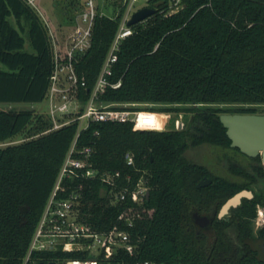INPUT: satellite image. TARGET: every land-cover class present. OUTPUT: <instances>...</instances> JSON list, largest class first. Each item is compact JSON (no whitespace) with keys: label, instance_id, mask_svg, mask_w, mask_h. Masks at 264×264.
<instances>
[{"label":"trees","instance_id":"16d2710c","mask_svg":"<svg viewBox=\"0 0 264 264\" xmlns=\"http://www.w3.org/2000/svg\"><path fill=\"white\" fill-rule=\"evenodd\" d=\"M171 2L148 0L146 6L156 12L122 43L111 76L122 83L103 98L158 104L147 107L155 111H188L186 126L143 130L106 121L93 123L79 140L80 147L94 144L98 168L120 169L133 182L144 174L149 199L142 205L130 199L112 203L99 180L67 179L66 186L70 191L82 185L83 218L98 230L127 227L122 215L136 212L129 229L137 253L125 254L128 259L264 264V226L254 228L257 208L264 205V163L260 155L232 147L220 120L225 112L257 113L264 104V0H181L182 7L166 16ZM118 26V19L96 20L93 45L78 64L90 87ZM24 32L34 51L25 48ZM0 62L9 68L0 69V101L45 100L53 70L50 35L26 0H0ZM51 127L52 120L34 109L0 110V264H21L77 132L76 123L44 132ZM17 135L24 140L8 143ZM204 145L221 149L231 175L189 156L191 148ZM206 178L211 182L198 186ZM243 188L253 189L255 197L219 217L225 201ZM195 211L213 217V223L200 228ZM81 256L87 255L59 250L34 255L35 264Z\"/></svg>","mask_w":264,"mask_h":264},{"label":"built area","instance_id":"2783aa9c","mask_svg":"<svg viewBox=\"0 0 264 264\" xmlns=\"http://www.w3.org/2000/svg\"><path fill=\"white\" fill-rule=\"evenodd\" d=\"M26 1L44 20L52 46L53 70L45 98L52 127L44 132L71 123L77 124V132L21 264H35V253L47 250L87 255L56 261L58 264H165L150 258L131 260L125 257V254L131 256L137 253L129 229L134 226L136 212L130 210L122 215L127 227L98 230L83 218L82 185L70 191L66 186L67 179L99 180L103 183V194L107 195L108 192L112 203L125 204L130 199L142 205L147 199L150 187L144 174L133 182L132 174H124L120 169L102 170L93 162L94 144L79 146L82 132L93 123L119 121L131 122L135 129H169L165 126L171 118L169 115L166 117L165 113L141 108L138 102L107 101L103 98L109 87H119L122 83L121 79L111 80V76L122 43L135 32L137 23L129 25L128 21L141 8L138 7L140 0H103V4L99 0H82V7L70 19L69 25L59 29L54 28L45 17L38 0ZM181 7V0H172L164 15L173 14ZM99 16L118 19L119 26L96 80L90 87L86 76L79 73L78 64L93 45ZM94 135H99V130L96 129ZM126 158L129 165L135 163L133 154L128 153ZM257 220L264 225L259 215Z\"/></svg>","mask_w":264,"mask_h":264},{"label":"rangeland","instance_id":"374dc122","mask_svg":"<svg viewBox=\"0 0 264 264\" xmlns=\"http://www.w3.org/2000/svg\"><path fill=\"white\" fill-rule=\"evenodd\" d=\"M82 0H38V4L45 15V17L51 22L54 28H62L69 25L70 19L80 10L82 7ZM101 4H103V0H99ZM148 3V0H140L138 2V7H144ZM15 22V20L13 19ZM26 37V45L25 48L29 51H34L33 47L30 44V41L27 37V34L24 32ZM0 69L8 70V66L0 62ZM143 107H156L159 106L158 104L153 103H140ZM258 112L257 113H264V104L258 105ZM9 109H34L37 113H42L47 116V112L49 110L48 103L46 100L41 102H7V101H0V110H9ZM161 113H165L166 117L169 115L170 120L165 127L169 129H176V128H183L186 126V123L189 121V118L192 114L188 111H157ZM24 140L23 135H17L14 138L10 139L8 143H17ZM7 144V143H6ZM5 145V144H3ZM200 155H208L205 158V164H208L213 168L215 171L224 174V175H231L225 166L226 157L222 151H217V155H213L212 147L208 145L201 146V148H191L188 151L189 156L196 158L197 160H202ZM211 155V156H209ZM259 209V208H257ZM257 215L255 218L254 228L258 230L261 226L259 221L257 220ZM231 233L234 237H236L237 232L235 229L231 230Z\"/></svg>","mask_w":264,"mask_h":264},{"label":"water","instance_id":"95a60500","mask_svg":"<svg viewBox=\"0 0 264 264\" xmlns=\"http://www.w3.org/2000/svg\"><path fill=\"white\" fill-rule=\"evenodd\" d=\"M156 12L154 7L144 6L134 12L132 18L128 21L129 25L136 24ZM220 120L227 128V135L231 140V146L238 148L242 153L256 157L261 156L264 161V113H222ZM211 178H206L198 183V186H205L211 182ZM252 191L241 190L232 197L228 198L222 205L218 216L224 217L232 207H237L244 196L251 197ZM150 197V191L147 198ZM194 220L201 226H210L213 222L212 217L200 215L194 216ZM261 252L264 257V244L261 246ZM40 264H58L56 261L41 262Z\"/></svg>","mask_w":264,"mask_h":264},{"label":"flooded vegetation","instance_id":"af4514ba","mask_svg":"<svg viewBox=\"0 0 264 264\" xmlns=\"http://www.w3.org/2000/svg\"><path fill=\"white\" fill-rule=\"evenodd\" d=\"M199 148H201V147H199ZM220 150H221V149H218V148H212V153H213V155H217V151H220ZM198 153H199V155H200V151H199ZM206 156H208V155H204V154L200 155V157H202V160H198V161H200V162H202V163L206 162V161H205V159H206L205 157H206ZM209 156H211V155H209ZM238 158H239L241 161H244V160H246V159L248 160V158H243L242 156H239ZM261 159H262V157H261ZM262 162L264 163L263 159H262ZM241 190H249V191H252V193H253V195H252L251 197L244 196V197L242 198V201H243L244 198L252 199V198L255 197V191H254L253 189L243 188V189H241ZM241 190H240V191H241ZM240 191H238V192H240ZM238 192H236V193H238ZM236 193H235V194H236ZM235 194H233V195H235ZM233 195H232V196H233ZM232 196H231V197H232ZM229 198H230V197H229ZM241 203H242V202H241ZM241 203H240V204H241ZM240 204H239V205H240ZM239 205H238V206H239ZM259 206L261 207L260 210H261L262 208H264V205H259ZM259 206H258V208H259ZM221 207H222V206H221ZM232 208H233V207H232ZM232 208H231V209H232ZM220 209H221V208H220ZM220 209H219V211H220ZM231 209H230V211H229L228 214L231 213ZM257 210H258V209H257ZM260 210H259V213H260ZM219 211H218V213H219ZM218 213H217V215H218ZM259 213H258V215H259ZM197 214H198V211H195V212L193 213V217H194L195 215L197 216ZM199 214H200V215L208 216V215H206V214H204V213H200V212H199ZM228 214H227V215H228ZM225 216H226V215H225ZM208 217H210V216H208ZM212 218H213V217H212ZM194 221H195V220H194ZM195 223H196V222H195ZM212 223H213V222H212ZM196 224H197L200 228H204V227L206 228V227H209V226H206V225H205V226H201V225H199L198 223H196ZM263 226H264V225H263ZM263 226H261V227H263Z\"/></svg>","mask_w":264,"mask_h":264},{"label":"bare ground","instance_id":"6f19581e","mask_svg":"<svg viewBox=\"0 0 264 264\" xmlns=\"http://www.w3.org/2000/svg\"><path fill=\"white\" fill-rule=\"evenodd\" d=\"M259 220H260V221H264V208H262V209L260 210V213H259Z\"/></svg>","mask_w":264,"mask_h":264}]
</instances>
